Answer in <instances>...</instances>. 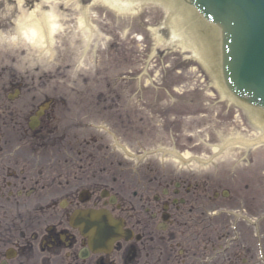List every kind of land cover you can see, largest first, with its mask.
I'll use <instances>...</instances> for the list:
<instances>
[{"label":"flooded vegetation","instance_id":"flooded-vegetation-1","mask_svg":"<svg viewBox=\"0 0 264 264\" xmlns=\"http://www.w3.org/2000/svg\"><path fill=\"white\" fill-rule=\"evenodd\" d=\"M45 75L0 64V264H240L243 230L252 236L253 227L222 209L240 208L249 220L252 213L224 179L163 173L141 181L138 191L127 189L129 166L114 152L109 129L123 138L106 113L121 100L124 108L135 103L165 114L175 100L169 91L151 97L127 88L82 93L49 88ZM81 208L121 216L131 238L94 247L70 222Z\"/></svg>","mask_w":264,"mask_h":264},{"label":"rangeland","instance_id":"rangeland-1","mask_svg":"<svg viewBox=\"0 0 264 264\" xmlns=\"http://www.w3.org/2000/svg\"><path fill=\"white\" fill-rule=\"evenodd\" d=\"M32 1L24 0L25 4ZM57 1L65 13V20H58L60 26L52 33L49 48L42 46L36 49L20 40L15 47H7L0 42L1 66L7 69L15 66L19 74L26 72L35 77L45 72L47 87L53 89L106 93L108 89L134 88L141 89L150 97L156 93L155 90L165 95V90L169 91L177 100L169 103L164 114L167 119L139 110L133 106L135 103L124 108L121 100L119 109L113 108L106 113L119 129L123 138L121 143L134 155L128 161L125 159L129 166L124 177L128 191L139 190L143 180L153 181L155 176L160 178L163 173L165 176L187 173L185 170L188 169L198 177L210 174L211 181H221V173L224 175L234 167L241 180L234 185L230 181L232 184L228 185H232L234 193L244 195L248 211L264 217V144H258L247 152L237 143L225 145V138L222 137L231 132H239L252 139L255 136L249 128L252 120L241 105L221 97L210 70L207 72L187 56L189 53L181 52L177 46L157 42L156 34L150 28L159 27L164 22L166 12L163 7L144 4L135 18H120L102 4L90 5L87 23L94 28L92 32L88 26L87 30L79 25L80 16L75 8L78 0ZM21 6L25 5L22 3ZM17 7L16 0H0V38L4 33H17L13 25ZM166 36L163 31L164 39ZM95 52L97 60L91 62ZM126 73H133L134 77H122ZM107 104L101 102L99 105ZM98 119L95 117L96 122L100 121ZM255 133L256 136L259 134ZM160 147L189 152V156L207 157L213 162L206 167L210 170L187 167V164L181 166L169 155L155 152ZM248 155L256 160L251 167L252 174H248V166L241 162V158ZM215 165L221 172L218 176L211 173ZM225 200L229 204L236 202L230 195L225 196ZM260 223L264 232V219ZM248 231L246 227L243 230L245 245L241 258L237 256L240 264H249L250 259L255 257L254 241ZM261 243L264 247V237ZM245 249L251 250L252 255L245 256ZM228 254L233 255L232 247Z\"/></svg>","mask_w":264,"mask_h":264},{"label":"bare ground","instance_id":"bare-ground-1","mask_svg":"<svg viewBox=\"0 0 264 264\" xmlns=\"http://www.w3.org/2000/svg\"><path fill=\"white\" fill-rule=\"evenodd\" d=\"M88 1L89 3L85 4L78 0L75 6L80 16L79 25L85 29L88 26L85 21H87L86 17L88 16L90 5L99 3L112 10L117 17L135 18L142 5L149 2L161 3L167 10V17L161 26L150 28L156 34L157 42H164V44H170L174 47L177 46L181 52L189 53L187 56L192 59H200L206 67L211 69L212 73L214 72V83L219 87L222 96L232 99L225 86L221 83L219 76V29L216 26H210L202 22L195 10L188 6L187 0H86L84 2ZM37 7H39V11H35V14L32 15ZM17 12L18 14L15 18L16 32L19 33L21 27L34 29L37 33L36 42H26L36 49L42 46L49 48L53 38L52 33L58 31L57 28L60 26L58 20H65V13L59 8L57 0H39L34 2L33 7L29 9L26 7L22 8L20 5L17 7ZM48 13H51V16L46 15ZM18 20L20 21L19 24L17 23ZM163 31L167 33L166 39L163 37ZM250 115L261 134L249 140L239 132H231L229 135L222 137V139L225 138L226 146H232L236 143L247 146L252 142L264 141L262 140L264 139V111L250 112ZM160 150L167 151L173 158H177L182 162H185L189 156V152L179 154L174 150Z\"/></svg>","mask_w":264,"mask_h":264},{"label":"water","instance_id":"water-1","mask_svg":"<svg viewBox=\"0 0 264 264\" xmlns=\"http://www.w3.org/2000/svg\"><path fill=\"white\" fill-rule=\"evenodd\" d=\"M187 1L219 28L220 74L228 91L264 111V0Z\"/></svg>","mask_w":264,"mask_h":264},{"label":"clouds","instance_id":"clouds-1","mask_svg":"<svg viewBox=\"0 0 264 264\" xmlns=\"http://www.w3.org/2000/svg\"><path fill=\"white\" fill-rule=\"evenodd\" d=\"M23 0H18V5H22ZM35 11H39V7H37L32 15L35 14ZM46 15L51 16V13H48ZM17 23L19 24L20 21L18 20ZM37 33L34 29H24L21 27L19 33H4L2 38H0V42L5 44L7 47H15L18 46V40L22 41H28L30 43L36 42ZM42 42V37L40 38Z\"/></svg>","mask_w":264,"mask_h":264}]
</instances>
